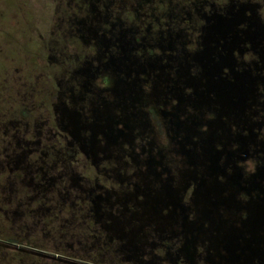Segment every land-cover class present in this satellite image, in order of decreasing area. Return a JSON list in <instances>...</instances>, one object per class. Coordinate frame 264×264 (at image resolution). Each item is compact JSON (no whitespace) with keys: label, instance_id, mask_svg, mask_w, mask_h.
Here are the masks:
<instances>
[{"label":"flooded vegetation","instance_id":"af4514ba","mask_svg":"<svg viewBox=\"0 0 264 264\" xmlns=\"http://www.w3.org/2000/svg\"><path fill=\"white\" fill-rule=\"evenodd\" d=\"M74 4L50 163L18 140L25 204L86 256L264 264V0Z\"/></svg>","mask_w":264,"mask_h":264},{"label":"rangeland","instance_id":"374dc122","mask_svg":"<svg viewBox=\"0 0 264 264\" xmlns=\"http://www.w3.org/2000/svg\"><path fill=\"white\" fill-rule=\"evenodd\" d=\"M74 1L0 0V264L128 263L106 254L86 256L82 249L89 243L62 242L54 234L64 231L58 225L62 214L53 218L52 209H35L32 200L25 204V189L34 184L24 178L19 144L28 140L27 162L40 164L44 158L50 163L52 156L41 151L60 131L53 109L57 79L82 46L65 21L76 10ZM73 166L81 168L79 162ZM61 184H70L69 174ZM67 245L76 250H66Z\"/></svg>","mask_w":264,"mask_h":264}]
</instances>
